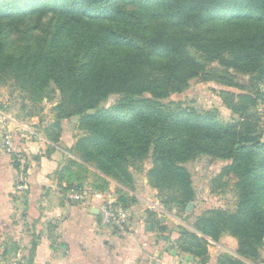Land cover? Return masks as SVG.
I'll use <instances>...</instances> for the list:
<instances>
[{
  "label": "trees",
  "instance_id": "trees-1",
  "mask_svg": "<svg viewBox=\"0 0 264 264\" xmlns=\"http://www.w3.org/2000/svg\"><path fill=\"white\" fill-rule=\"evenodd\" d=\"M38 1L37 8L29 6L31 0H0V81L12 80L37 99L44 92L48 100L57 97L58 114L49 125L57 133L62 120L78 118L82 135L70 151L79 165L95 170L98 190L106 179L128 188L129 168L150 159L152 186L171 190L169 204L183 208L195 198L184 164L200 156L230 161L218 178L236 179L235 212L212 209L197 217L193 228L200 237L182 239V251L200 258L207 254L206 239L228 235L237 240L239 258L258 257L264 250V129L252 110L263 102L264 0H128L154 7L163 20L158 25L123 8L106 16L115 0ZM37 12L34 26L19 32ZM46 14L49 33L37 39ZM16 35L23 46L7 54L16 43L8 38ZM238 76L249 78L248 88L220 92L238 117L233 124L160 103L186 91L194 79L232 86ZM112 95L119 96L116 104L101 107ZM74 165L70 161L64 169ZM225 261L239 264L229 256L218 259Z\"/></svg>",
  "mask_w": 264,
  "mask_h": 264
},
{
  "label": "crops",
  "instance_id": "crops-1",
  "mask_svg": "<svg viewBox=\"0 0 264 264\" xmlns=\"http://www.w3.org/2000/svg\"><path fill=\"white\" fill-rule=\"evenodd\" d=\"M10 117H0V264H181V258L167 257L165 243H158L146 209L121 204L127 196L141 198L138 191L109 179L98 190L95 170L79 165L70 151L82 135L77 117L61 121L62 130L53 134L47 132L48 120ZM75 121L70 131L63 129ZM2 127L22 160L3 150ZM70 161L77 165L64 169ZM71 189L85 192V199L68 200ZM115 201L126 217L119 225L104 226L102 211Z\"/></svg>",
  "mask_w": 264,
  "mask_h": 264
},
{
  "label": "rangeland",
  "instance_id": "rangeland-1",
  "mask_svg": "<svg viewBox=\"0 0 264 264\" xmlns=\"http://www.w3.org/2000/svg\"><path fill=\"white\" fill-rule=\"evenodd\" d=\"M40 1L31 0L30 5H37ZM40 5H37V8ZM123 8L129 11H140L146 15V23L151 25H158L163 20L156 17V9L150 6H136L130 4L128 0H115L112 6L105 12L106 16H110L114 13L115 9ZM37 14H32L26 17L25 22L19 26V32H23L27 28L34 26ZM52 24L51 14H46L39 20V29L35 32L37 39L43 38L49 33V28ZM216 25V24H212ZM181 32V31H180ZM218 32V31H217ZM218 34V33H217ZM16 40V43L10 44L6 53H18L20 50H16L19 44V39L16 36L9 37L8 41ZM19 43H18V42ZM23 45L20 47L22 48ZM211 67L219 68L216 63L210 64ZM262 82L259 84V92L263 99L259 101L258 106L252 110V114H257L261 118V127L264 129V93L261 90ZM249 87V78L247 76H238L232 81V86H223L215 81H201L194 79L190 82L186 91L180 94H174L167 98V100L160 102L165 104V107L170 110H183L186 113L195 115L209 114L212 116L215 122L221 124H233L238 120V117L231 113L223 104L220 92H229L231 94L242 93L239 88ZM149 98V97H146ZM119 100L118 95L110 96L101 107H111ZM58 98L48 100L44 92L41 99H37L32 96L31 93L22 91L18 86H15L12 80L3 79L0 81V117L11 118L15 117L17 120L28 121L31 118L42 119L43 122L48 120L49 124L56 121L58 110L55 106L58 104ZM5 115V116H4ZM68 120V119H64ZM20 121V122H21ZM63 121V120H62ZM78 123V120H77ZM76 124L69 122L64 125L63 129L70 131L71 126ZM15 126V124H13ZM61 122L60 129L61 131ZM48 133H56L48 128ZM230 161L213 159L208 156H200L194 160H191L184 164V167L189 172L192 185L195 191V198L192 201L191 207L188 209V204L183 208H176L174 205L169 204L168 200L172 198L173 192L166 187H161V190L154 188L147 176L148 171L152 167L150 159H146L140 163L137 167H130L129 171L132 175L133 182L126 189L130 191H138L142 196L136 198L133 196H127L123 199L122 205L128 208V205H134V208H145V215L148 219L152 220V225L158 230L159 241L162 246L166 244V253L169 258H181V264H187L184 259L192 260L191 264H214V262L223 256H229L230 258L237 259L239 264H264V250L260 252L256 258L243 259L239 258L236 254L237 240L234 238L223 235L218 241L206 239L205 245L206 255L197 260H194L191 256L182 251V239H186L188 235H196L193 225L195 219L203 215L208 210H223L229 213L235 212L238 204V188L236 187V179L231 176L219 177L223 168ZM146 182V183H145ZM144 185V186H143ZM120 186V185H118ZM123 187V186H121ZM116 188V187H115ZM124 188V187H123ZM133 198L134 202L131 201ZM165 201H167L165 204ZM136 205V206H135ZM172 206V207H170ZM154 215H150V212ZM168 243V245H167ZM188 262V261H187ZM224 264H232L229 261H225Z\"/></svg>",
  "mask_w": 264,
  "mask_h": 264
},
{
  "label": "built area",
  "instance_id": "built-area-1",
  "mask_svg": "<svg viewBox=\"0 0 264 264\" xmlns=\"http://www.w3.org/2000/svg\"><path fill=\"white\" fill-rule=\"evenodd\" d=\"M261 90L264 93V81L261 85ZM2 139H1V145L3 150L6 151L8 154H15L18 156V159H23L20 154H17L14 152V145H13V139L11 137V134L7 131L6 128L2 127ZM22 184V183H21ZM23 185V184H22ZM22 185L17 187L18 190L22 189ZM66 197L68 200L73 202H80L83 201L86 197V193L80 190L71 189L67 192ZM125 210L122 208L121 205L117 204V202H110L106 205V207L102 211L101 215V223L104 226H114L121 224L125 217Z\"/></svg>",
  "mask_w": 264,
  "mask_h": 264
},
{
  "label": "water",
  "instance_id": "water-1",
  "mask_svg": "<svg viewBox=\"0 0 264 264\" xmlns=\"http://www.w3.org/2000/svg\"><path fill=\"white\" fill-rule=\"evenodd\" d=\"M191 205H192V203H190V204L188 205V209L191 207ZM148 229H149V226H148Z\"/></svg>",
  "mask_w": 264,
  "mask_h": 264
}]
</instances>
